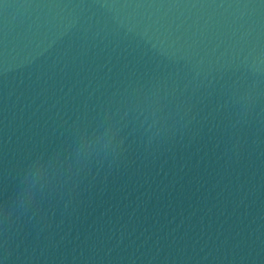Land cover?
Returning <instances> with one entry per match:
<instances>
[{"label": "water", "instance_id": "water-1", "mask_svg": "<svg viewBox=\"0 0 264 264\" xmlns=\"http://www.w3.org/2000/svg\"><path fill=\"white\" fill-rule=\"evenodd\" d=\"M0 264H264V0H0Z\"/></svg>", "mask_w": 264, "mask_h": 264}]
</instances>
